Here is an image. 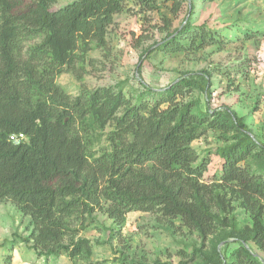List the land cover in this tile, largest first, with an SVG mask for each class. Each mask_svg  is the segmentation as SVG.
I'll return each instance as SVG.
<instances>
[{
	"label": "trees",
	"instance_id": "16d2710c",
	"mask_svg": "<svg viewBox=\"0 0 264 264\" xmlns=\"http://www.w3.org/2000/svg\"><path fill=\"white\" fill-rule=\"evenodd\" d=\"M59 1L0 0V201H12L31 218V232L20 242L40 257L88 259L94 243L81 232L95 213H105L112 230L121 231L130 212L145 211L180 218L198 232L202 244L191 255L203 264H264L254 248L264 249V141L231 106H211L208 70L186 71L161 88L141 79L140 88L129 92L120 82L82 86L73 96L58 82L67 69L85 71L90 52L107 47L110 27L130 1L139 13L188 3L185 23L141 55L140 76L146 55L225 49L233 38L195 24L191 0H71L56 6ZM210 131L224 144L216 148L220 174L209 183L204 177L211 158L193 142ZM21 133L25 140L11 139ZM237 201L248 224L237 219ZM222 241L229 252L219 250ZM119 260L174 264L124 253Z\"/></svg>",
	"mask_w": 264,
	"mask_h": 264
},
{
	"label": "rangeland",
	"instance_id": "374dc122",
	"mask_svg": "<svg viewBox=\"0 0 264 264\" xmlns=\"http://www.w3.org/2000/svg\"><path fill=\"white\" fill-rule=\"evenodd\" d=\"M69 1L60 0L56 6ZM191 1L195 24H207L233 38L225 49L212 45L191 52L157 51L142 59L140 76L136 67L141 55L169 31L185 23L188 3H183L179 10L169 2L161 4L158 11L139 13L132 9L134 3L130 1L128 7L116 15L108 33L107 47L90 52L85 71L67 69L59 75L58 82L73 96L82 86L94 88L120 82H127L129 92L130 87L140 88L141 79L161 88L181 73L206 69L211 73L213 83L211 106H231L239 115L245 116L254 135L264 141V0ZM201 99L205 107L207 98L201 94ZM223 144L215 131L193 142L202 156L211 158L204 177L209 183L216 181L220 174L222 159L216 148ZM234 204L237 219L243 225L248 224V213L238 201ZM95 217L81 232L93 240L94 253L90 258L72 259L66 253L40 257L33 248L20 242L31 232L30 216L12 201H0V264H122L119 259L123 253L147 262L160 259L174 264L204 263L202 258L191 255L194 246H201V236L180 218L132 211L119 231L112 230V219L105 213L97 212ZM219 238V234L211 236L204 250H211L212 242ZM228 246L222 241L219 250L227 253L230 251ZM254 248L264 256V249Z\"/></svg>",
	"mask_w": 264,
	"mask_h": 264
},
{
	"label": "built area",
	"instance_id": "2783aa9c",
	"mask_svg": "<svg viewBox=\"0 0 264 264\" xmlns=\"http://www.w3.org/2000/svg\"><path fill=\"white\" fill-rule=\"evenodd\" d=\"M11 139L16 142V143H19L21 142L22 140H25L26 139V135L21 133V134H13L11 136Z\"/></svg>",
	"mask_w": 264,
	"mask_h": 264
}]
</instances>
